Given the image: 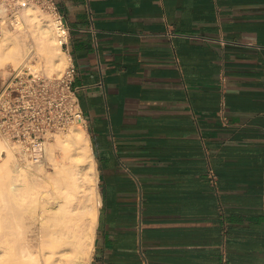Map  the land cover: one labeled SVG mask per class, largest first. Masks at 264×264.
<instances>
[{"label": "crops", "instance_id": "0c3cea01", "mask_svg": "<svg viewBox=\"0 0 264 264\" xmlns=\"http://www.w3.org/2000/svg\"><path fill=\"white\" fill-rule=\"evenodd\" d=\"M54 2L101 199L90 264H264V0Z\"/></svg>", "mask_w": 264, "mask_h": 264}, {"label": "bare ground", "instance_id": "6f19581e", "mask_svg": "<svg viewBox=\"0 0 264 264\" xmlns=\"http://www.w3.org/2000/svg\"><path fill=\"white\" fill-rule=\"evenodd\" d=\"M21 17L33 42L1 29L0 69L29 66L60 75L70 57L60 46L54 19L35 5ZM36 58L39 64L32 62ZM56 137L62 159L55 157L49 175L42 163H21L0 140V192L27 205L17 222H0V264H90L101 200L90 140L82 125Z\"/></svg>", "mask_w": 264, "mask_h": 264}, {"label": "built area", "instance_id": "2783aa9c", "mask_svg": "<svg viewBox=\"0 0 264 264\" xmlns=\"http://www.w3.org/2000/svg\"><path fill=\"white\" fill-rule=\"evenodd\" d=\"M29 5L53 17L58 41L64 50L70 30L54 0H0V19L18 25L22 10ZM76 74L71 60L60 75H47L29 66L7 69L0 85V136L13 145L21 163L43 162L48 143L55 134L84 126V113L74 87ZM226 79L221 74L222 89Z\"/></svg>", "mask_w": 264, "mask_h": 264}, {"label": "rangeland", "instance_id": "374dc122", "mask_svg": "<svg viewBox=\"0 0 264 264\" xmlns=\"http://www.w3.org/2000/svg\"><path fill=\"white\" fill-rule=\"evenodd\" d=\"M40 11L43 12L45 15L53 18L48 12L43 11L42 9H40ZM9 22H10V20L0 19V30L1 29H3V30L5 29V30L10 31L11 33H17V34L19 33V34H21L22 36L25 37L27 42H33V40L31 39V35L32 34H31L29 28L27 27V24H26L25 20H23V18H21L20 25H19V26H22V29L19 30L18 32H17V29H16L17 25L15 23H12V25H11V23H9ZM28 31H29V33H28ZM37 59L38 58H36L34 60L32 59L33 60L32 62L35 63V64H39L40 60L39 59L37 60ZM68 64L64 67V69L68 66ZM9 67H13V66L12 65H7V66L3 67L2 69H0V85L2 84V78L6 75L7 69ZM64 69H63V71H64ZM40 70H42V69H40ZM52 75H58V74L55 73V74H52ZM75 128H76V126L70 128L69 130H67L65 132L57 133V135L59 134V135L65 136L66 134H70L71 131L73 129H75ZM0 140L4 143V146H5L4 148L5 149H10L11 152H14L15 157L18 159V156L16 154V150L13 147V145L10 144L2 136H0ZM55 157L58 159L57 161L60 162L61 159H62L61 158L62 157V150L57 144V137L55 138V135H54L53 138L48 143L46 159L43 162H41L43 164V168H44V173H43L44 175H47V174L49 175V173L51 174L52 171L54 170L53 164H55V161H56ZM1 163H2V159L0 160V164ZM4 179H6V178L4 177ZM48 187H51V185L48 186ZM26 209H27L26 203H23L20 200H17V197H15L14 194L13 195H9L8 193H1L0 192V222H4V224H5V222L7 224H8V222L9 223L10 222H17V220L20 217V213L23 212Z\"/></svg>", "mask_w": 264, "mask_h": 264}]
</instances>
